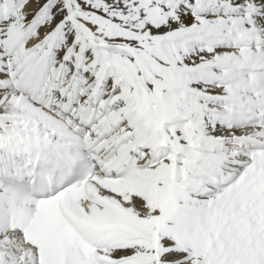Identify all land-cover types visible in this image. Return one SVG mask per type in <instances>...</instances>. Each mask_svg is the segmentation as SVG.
<instances>
[{
    "label": "snow or ice",
    "instance_id": "obj_1",
    "mask_svg": "<svg viewBox=\"0 0 264 264\" xmlns=\"http://www.w3.org/2000/svg\"><path fill=\"white\" fill-rule=\"evenodd\" d=\"M0 264H264V0H0Z\"/></svg>",
    "mask_w": 264,
    "mask_h": 264
}]
</instances>
